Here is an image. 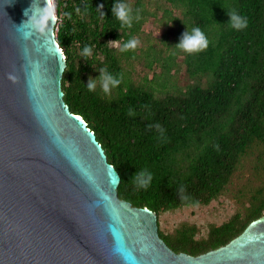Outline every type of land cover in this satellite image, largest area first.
<instances>
[{
	"label": "trees",
	"instance_id": "1",
	"mask_svg": "<svg viewBox=\"0 0 264 264\" xmlns=\"http://www.w3.org/2000/svg\"><path fill=\"white\" fill-rule=\"evenodd\" d=\"M115 2L58 0L65 101L96 134L121 176L119 197L134 207L159 217L226 195L235 199L239 211L212 225L204 239L186 224L173 235L160 233L175 250L192 254L225 246L264 217V0H119L132 9L131 27L113 17ZM233 11L247 18L246 29L228 24ZM150 18L163 26L161 47L141 45ZM194 27L209 46L193 54L175 48ZM133 38L137 47L121 51ZM86 45L92 48L87 59ZM140 63L153 75L137 79ZM101 69L121 80L109 94L97 80ZM182 70L184 86L177 81ZM145 170L153 176L147 189L134 180Z\"/></svg>",
	"mask_w": 264,
	"mask_h": 264
},
{
	"label": "water",
	"instance_id": "2",
	"mask_svg": "<svg viewBox=\"0 0 264 264\" xmlns=\"http://www.w3.org/2000/svg\"><path fill=\"white\" fill-rule=\"evenodd\" d=\"M56 25L52 0H0V264H264V217L193 257L119 197V172L65 101Z\"/></svg>",
	"mask_w": 264,
	"mask_h": 264
},
{
	"label": "rangeland",
	"instance_id": "3",
	"mask_svg": "<svg viewBox=\"0 0 264 264\" xmlns=\"http://www.w3.org/2000/svg\"><path fill=\"white\" fill-rule=\"evenodd\" d=\"M52 2L56 8L58 0H52ZM162 33L163 26L159 24L157 19L150 18L140 32L141 45L147 46V43L151 41V43L161 47L159 39ZM115 46H118V44H115ZM135 69L137 70L135 75L137 79L146 74L153 75V72H150L143 63L137 64ZM177 81L181 86L187 83L185 70H182V73L179 74ZM240 207L241 205L235 199L226 195L208 206H190L161 212L159 214L160 231L166 236L173 235L186 224L197 229V240L204 239L207 237L209 228L212 225L219 226L228 222L239 211Z\"/></svg>",
	"mask_w": 264,
	"mask_h": 264
},
{
	"label": "clouds",
	"instance_id": "4",
	"mask_svg": "<svg viewBox=\"0 0 264 264\" xmlns=\"http://www.w3.org/2000/svg\"><path fill=\"white\" fill-rule=\"evenodd\" d=\"M112 12H113V17H115L117 20L121 22V27L132 26V22H133L132 9L126 3L119 2V0H116ZM32 16L33 14L30 16L29 21L32 19ZM229 16H230V21L228 24L233 29L240 31L247 28L248 20L246 17L240 15L235 11L229 12ZM43 19H44L43 16L37 17L35 23L33 24L34 30L38 29L39 24L42 23ZM135 19L136 20L140 19L138 11H137V15L135 16ZM138 43L139 41L133 38L124 44L121 51L135 49ZM208 46H209V41L205 33L201 30L200 27H194L191 29V31L189 30L186 31L183 39L179 44L175 46V48L185 53L193 54L203 51ZM91 53H92V48L90 46L86 45L82 50V55L85 59H87L91 55ZM97 80L100 81V87L105 94H109L111 88L117 87L121 83L120 79L114 77L110 73H106L104 69H101V75ZM97 80H93L88 83L87 85L88 91L90 92L95 91ZM157 128H159V125H157ZM152 179H153L152 174L147 172L146 170L136 173V175L134 176V180L136 181L137 186L143 189H147L149 187ZM179 191L183 193L184 191L183 187H181ZM182 199H187V197L182 196Z\"/></svg>",
	"mask_w": 264,
	"mask_h": 264
},
{
	"label": "flooded vegetation",
	"instance_id": "5",
	"mask_svg": "<svg viewBox=\"0 0 264 264\" xmlns=\"http://www.w3.org/2000/svg\"><path fill=\"white\" fill-rule=\"evenodd\" d=\"M158 225H159V217H158ZM160 233H162V232L160 231V226H159V234H160ZM165 236H166V235H165ZM167 236H169V235H167ZM160 237H161L162 240L167 244V246H168V247H169L174 253H176V254H182V253H184V254H188V255L193 256V257H198V256L204 254V253H202V254H192V253H189V252H185L184 250H175V248H173L172 245L170 244V240H168L169 242H167V241L161 236V234H160Z\"/></svg>",
	"mask_w": 264,
	"mask_h": 264
}]
</instances>
